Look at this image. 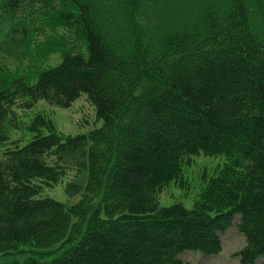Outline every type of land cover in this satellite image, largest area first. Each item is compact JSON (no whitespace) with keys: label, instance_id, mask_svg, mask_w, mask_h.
<instances>
[{"label":"trees","instance_id":"obj_1","mask_svg":"<svg viewBox=\"0 0 264 264\" xmlns=\"http://www.w3.org/2000/svg\"><path fill=\"white\" fill-rule=\"evenodd\" d=\"M170 1L0 0V264L22 247L42 264H190L234 218L240 264L264 256V0ZM30 48L29 75L5 60ZM82 96L102 122L85 134L34 111ZM200 156L218 163L191 208L161 206ZM59 185L77 201L50 197Z\"/></svg>","mask_w":264,"mask_h":264},{"label":"rangeland","instance_id":"obj_2","mask_svg":"<svg viewBox=\"0 0 264 264\" xmlns=\"http://www.w3.org/2000/svg\"><path fill=\"white\" fill-rule=\"evenodd\" d=\"M93 1V0H88ZM174 2L171 0L167 2V5ZM32 6L29 7L31 9ZM223 9V8H221ZM35 15V13H34ZM31 15V16H34ZM217 14H215L216 16ZM30 16L29 11L25 10L20 12L16 18L19 20L21 18L28 19ZM185 23H191V20L186 18ZM182 30L183 28H179ZM81 44H78V48ZM22 51L19 56L8 57L5 60L12 66H20V70L31 74L34 62L40 60L39 58L33 57L30 58L35 53L33 48L29 49V56H24L22 58ZM237 57V53H234V58ZM24 59L23 63L22 60ZM30 60V61H29ZM59 61L58 55H51L47 62H44V65H53ZM26 65V66H25ZM192 74V73H191ZM193 76V74L191 75ZM34 111H41L48 115L54 122L57 131L62 135H76V134H85L90 130L97 129L101 126L102 122L96 119L94 109L91 105L88 104L86 97H80L76 102H74L69 108L59 109L54 107H48L43 103H39ZM218 159H210L200 156L195 158L192 162L191 167L184 172L185 177L190 183V188L187 192H182L176 189L173 185H170L167 190H165L160 195V205L163 207L170 206L174 201L181 202L186 208H191L192 201L195 198L196 193L199 190V184L201 183V178L204 172L208 175H212ZM49 196L61 201V202H75L78 198L68 200L63 192V185L56 186L51 191H48ZM238 219L234 218L233 225L228 228L226 231L219 234L221 240V251L218 254L213 255H203L194 251H185L179 255V258L183 262L190 264H240L238 253L245 246V240L243 236L239 233L237 229ZM20 255L15 254V260H18L22 264L26 260L34 261L36 264H42L41 258L33 255L34 249L29 247H22L19 251ZM42 254L41 252H39ZM254 264H264V256L259 258L258 261Z\"/></svg>","mask_w":264,"mask_h":264}]
</instances>
